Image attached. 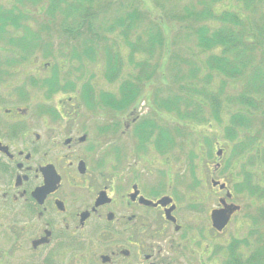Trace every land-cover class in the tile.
I'll return each instance as SVG.
<instances>
[{
	"label": "flooded vegetation",
	"instance_id": "flooded-vegetation-1",
	"mask_svg": "<svg viewBox=\"0 0 264 264\" xmlns=\"http://www.w3.org/2000/svg\"><path fill=\"white\" fill-rule=\"evenodd\" d=\"M14 3L0 0V264H254L253 253L264 246L248 232L255 218L247 212L246 223L227 234L241 206L229 185L233 175L216 178L224 142L217 140L222 156L205 163L208 176L176 173L186 155L176 154L174 92L133 74L110 82L107 48L105 62L94 51L76 66L74 89L33 85L32 76L47 78L40 71L48 66L31 50L17 60V29L1 27ZM120 80L141 89L121 88L130 84ZM165 93L168 105L156 100ZM196 125L200 137L207 133ZM190 189L186 199H193L185 202ZM241 194L251 199L250 191ZM225 211L220 230L213 215Z\"/></svg>",
	"mask_w": 264,
	"mask_h": 264
},
{
	"label": "trees",
	"instance_id": "trees-1",
	"mask_svg": "<svg viewBox=\"0 0 264 264\" xmlns=\"http://www.w3.org/2000/svg\"><path fill=\"white\" fill-rule=\"evenodd\" d=\"M14 1L9 14L2 19L1 27L14 26L17 29L15 41L22 49L32 48L37 41L49 40L45 35L56 34L57 27H62V31L70 36L64 42L70 44L75 36L82 34L73 30L74 26H107V37L113 34L112 43L117 49L111 45L113 58L109 56L107 61L111 68L117 67L118 56L124 50L122 43L130 41L135 49L139 43H178L173 37L176 36V27L181 26L183 32L177 33V39L189 43L190 54L186 58L178 55L172 60L167 58L163 65H159L167 77L165 84L155 89L172 90L174 95L175 91L177 94L182 92L178 103L175 96V111L183 108L185 115L190 114L191 121L179 115V122L201 126L224 123L228 137L238 143L244 136L236 133L239 127L235 124L245 125L251 132L249 139L253 137L247 147L256 149L249 162L238 164V167L246 187L248 180L264 194V0H236L238 8L235 10L218 7L222 0H190L185 5L179 0L170 13L169 23L143 7L134 6L130 0ZM156 1L161 7L162 3ZM147 13L151 26H158L157 32L146 28ZM81 42V48L89 52L91 37ZM63 49L68 56L76 47L64 46ZM168 68L173 76L168 75H171ZM107 70L110 74L115 73L114 69ZM58 83L57 78L41 81L43 86L49 84L53 90L59 88ZM199 90L210 98L201 97ZM158 95L161 98L156 100L169 104L167 93ZM252 123L256 125L252 127ZM252 130L257 134L252 136ZM207 144L210 149L213 147L211 139ZM256 170L261 173L259 177ZM254 224L248 232L260 235ZM257 242L263 243L262 239Z\"/></svg>",
	"mask_w": 264,
	"mask_h": 264
},
{
	"label": "rangeland",
	"instance_id": "rangeland-1",
	"mask_svg": "<svg viewBox=\"0 0 264 264\" xmlns=\"http://www.w3.org/2000/svg\"><path fill=\"white\" fill-rule=\"evenodd\" d=\"M162 3V6L159 7V2L156 0H130V3H132L134 6L136 7H143L146 11L148 10V12H151L153 15H155L157 18H162L165 19L168 23H169V17H171L170 13L171 11L175 8L177 2L179 0H159ZM188 1L190 0H182V3L185 5ZM218 7H222V8H228L231 10H235L234 8H238L237 2L236 0H222V2L219 3ZM146 22V28L148 30H153L155 32H157L158 30V26L157 25H153L151 26V22H150V18H149V13H147V20ZM181 26H177L176 27V36L173 37L176 41H178V43H157L154 48H152L150 53V56H154V61L155 63H159L160 61H163V59H167L170 58L171 60L173 59V57L175 56H180L181 58H186L187 56H189V52H190V45L187 42H181L177 39V33H181L183 32L182 29H180ZM73 30L75 31H82L81 35L75 36L73 38V40H71L70 42H81L86 38L91 37V39L94 38V32L92 30V28L89 25H84L83 27H72ZM74 35H76V32L74 33ZM70 36L66 33H64L61 29L59 32H57L56 34H52L51 36H46V38H48L49 40H47L50 43H58V42H65V39L69 38ZM130 38H133V36L131 35ZM113 40V34L108 35L107 39L104 40L100 46V48L98 50H94L98 52V58L101 62H105V54H106V50L105 48H108L107 50V59L108 57L114 52L113 48L111 47V45H113L114 49H116V45L114 43H112ZM43 41H46L45 39H43ZM40 42V41H38ZM133 43H131L130 41H128L127 43H122L121 45L124 47V53H125V65H126V69L130 70L133 72V75L138 77L142 82H146L148 80V71L151 70L150 66L146 65L144 66L142 63L141 59L137 58V53H138V49H135L133 47H131ZM148 45V44H147ZM160 47L163 49H160ZM92 48H95V46H92ZM197 50V47L195 48ZM39 52L38 50H32V54ZM43 52V50H42ZM49 52L54 53L56 55H58L59 57H61V53L59 51H57L55 48H51L49 50ZM177 53V54H176ZM176 54V55H175ZM203 55V54H202ZM183 56V57H182ZM23 57H24V52L20 53L16 58L17 60H19L20 62H23ZM193 56H191L192 58ZM61 60V58H60ZM66 62H63L61 64V66H65L66 70L65 71H59V84L62 86H66L68 84H70L71 82L73 83V81L76 78L75 75V70H76V64H82V61L80 60V62H77V59L74 56V52L70 53L67 58H66ZM149 60H153V59H147ZM103 64V63H102ZM186 65V64H185ZM42 66V64L40 65ZM122 66V58L118 56V64L116 68H111L115 70V73H117L119 71V68ZM169 67V65H168ZM190 67V66H189ZM156 69L155 67H153V70ZM42 70H44L41 67V71L40 73H44ZM188 70V67H187ZM126 71V70H124ZM55 72V71H54ZM161 72V71H159ZM175 72V71H174ZM113 73V74H115ZM168 73L170 72V68H168ZM52 74L51 71H49V73L47 75ZM123 75V74H122ZM121 75V76H122ZM171 75L173 76L174 73L172 72ZM127 77V76H126ZM131 79V77H129ZM173 78V77H172ZM107 80H109L111 82V79L108 75V70H107ZM158 81V82H157ZM107 82V89H108V83ZM16 84L19 85L18 81H16ZM160 84H165L164 80L160 81V77L158 76V78H156V80H154V85H160ZM115 85V84H112ZM60 88V87H59ZM62 88V87H61ZM136 88H140L139 86H136ZM217 88V87H215ZM230 88V86L225 89V92L228 91V89ZM48 90H50V87H47ZM141 89V88H140ZM143 98L144 99V95L148 94V91H150V85L149 83L146 85V87L143 89ZM39 89H35L34 92H38ZM200 96L205 98L206 97V93L202 90L198 91ZM218 95L221 93L219 90L217 91ZM182 92L178 93L175 91V96L177 97V103L179 102V100H181V96H182ZM156 97L161 98L159 95H156ZM208 98H210V96H207ZM206 97V98H207ZM160 102V100H158ZM147 110V109H146ZM178 114H175V119H176V123H177V129H179V135H177V143H176V154H185L186 156L182 158V166L180 169L177 170L176 173H179V175H181L182 173H184L185 171H189L186 172L185 175H189L190 178L193 179H197V177L199 175H202V171H203V176H208L209 173L208 171L205 170V163L206 162H210L213 163V161H216V152H217V148H216V141H217V137H219L220 141L224 140V135L222 136L221 133H226V131H224L222 126H213L211 128V131L209 132L207 129V133L205 131L202 130L201 134H203L201 137L200 135H198L199 132V128L195 123L192 122H186V127H182L179 126V122L178 121V116L180 115L181 118H185L189 121L190 120V114H186L184 112V109H179L178 108ZM176 111V113H177ZM196 123H198L199 121H195ZM217 125V124H216ZM254 126V125H253ZM199 129V130H192V129ZM223 130V131H222ZM255 134H257L256 131L252 130V136H254ZM198 135V136H197ZM208 139H211L213 141V147L210 149L208 147ZM252 138L249 139V137L246 138V141L249 142ZM183 143V146L182 145ZM201 143L202 145L199 146L198 144ZM226 146V152H225V156L224 159L222 160L223 162V167H222V171L220 170V173L218 172L216 175V178H218V176L221 178L222 181L227 182V180L230 179V176L233 175V182H231L229 185L232 186L233 192L236 193L235 194V200L234 202H236L239 206H241V210L240 212H238L236 215L237 218L235 217V219L232 221L233 225L230 227V229L228 230L227 234H233L237 232V225L238 223L239 226L243 225V220L246 223V219L242 218L246 215V213L248 212V215H252L255 218V224L254 227H257L258 232L260 233V236L262 239V242L264 243V194L262 193V191L257 187L256 189L254 188V186L252 184H248V188L245 185L244 181L240 180L239 177V169H238V164H244L246 162H249V158L252 155V157L254 156V152L256 148H246L247 146L245 145L243 148L239 149L236 146H233L232 144H226L224 143ZM216 148V149H215ZM264 153V152H263ZM176 158H179V155L175 156ZM263 159H264V155H263ZM255 173L258 175V177L261 175V173L259 171H255ZM203 182H205V184L207 185V193L208 196L211 194V182L210 179L208 178V181L206 179H202ZM195 181L193 180L189 185L194 184ZM190 190H187L185 192H183V198L185 199V202H190L193 197L187 201L186 197L189 193ZM246 190L250 191L252 198L249 200L245 197H243L244 194H241L242 192H246ZM236 204V205H237ZM211 202L208 203V208L211 206ZM237 205V206H238ZM253 212V214H251ZM191 214H193V216H195V210H192L190 212ZM247 224L249 225V223L247 222ZM254 227L252 228L251 231H253ZM248 230V226L246 228L245 233ZM3 232V231H1ZM250 234H252V232H250ZM257 235V234H256ZM258 240V239H257ZM223 244H224V254H226L227 252V246L228 244V237H223ZM248 245L250 243H247ZM253 255L255 256V258L252 260V263L254 264H264V246L261 247V249H259L258 251H256L255 253H253Z\"/></svg>",
	"mask_w": 264,
	"mask_h": 264
},
{
	"label": "water",
	"instance_id": "water-1",
	"mask_svg": "<svg viewBox=\"0 0 264 264\" xmlns=\"http://www.w3.org/2000/svg\"><path fill=\"white\" fill-rule=\"evenodd\" d=\"M225 213L228 214V212L225 211L223 214L222 212H219L218 214L213 215L214 226L220 230L227 224L229 220V216H227Z\"/></svg>",
	"mask_w": 264,
	"mask_h": 264
}]
</instances>
